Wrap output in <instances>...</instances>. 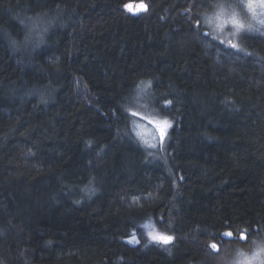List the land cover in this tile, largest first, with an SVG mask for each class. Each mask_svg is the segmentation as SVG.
<instances>
[{
  "label": "trees",
  "instance_id": "1",
  "mask_svg": "<svg viewBox=\"0 0 264 264\" xmlns=\"http://www.w3.org/2000/svg\"><path fill=\"white\" fill-rule=\"evenodd\" d=\"M227 1L0 0V264H214L264 233V33L216 36Z\"/></svg>",
  "mask_w": 264,
  "mask_h": 264
},
{
  "label": "rangeland",
  "instance_id": "2",
  "mask_svg": "<svg viewBox=\"0 0 264 264\" xmlns=\"http://www.w3.org/2000/svg\"><path fill=\"white\" fill-rule=\"evenodd\" d=\"M125 10L138 13L144 9L142 2H129L125 5ZM204 19L210 30L220 39L232 41L236 36L247 32L264 33V0H235L227 1V7L219 9L213 14L206 13ZM235 19L236 23L232 20ZM208 28V27H207ZM137 102H141L150 107V93L148 90L140 91ZM135 93V97L137 96ZM149 103L150 105L146 104ZM146 107L134 108L132 115V128L141 142L152 147H162L166 141L167 130L171 124L169 119L161 117L156 110ZM164 134L161 136V129ZM156 145V146H155ZM147 235L155 241L160 237L156 229L146 231ZM155 237V238H154ZM264 237L261 233L259 238ZM258 238V239H259Z\"/></svg>",
  "mask_w": 264,
  "mask_h": 264
},
{
  "label": "clouds",
  "instance_id": "3",
  "mask_svg": "<svg viewBox=\"0 0 264 264\" xmlns=\"http://www.w3.org/2000/svg\"><path fill=\"white\" fill-rule=\"evenodd\" d=\"M64 21L57 19L54 25L49 27V31L54 27H63ZM224 259L217 258L214 264H264V237L251 239L247 243L232 246L227 254L222 253Z\"/></svg>",
  "mask_w": 264,
  "mask_h": 264
},
{
  "label": "snow or ice",
  "instance_id": "4",
  "mask_svg": "<svg viewBox=\"0 0 264 264\" xmlns=\"http://www.w3.org/2000/svg\"><path fill=\"white\" fill-rule=\"evenodd\" d=\"M232 22H233V23H236L235 19H233ZM37 27H38V23H37V22H34V23L32 24V27H31L30 31H31V30H35ZM13 43H15V41H13ZM232 47H235V45H232ZM163 134H164V129L162 128V129H161V136H162ZM228 235L231 236V233H228ZM154 238H155V237H154ZM240 238H241V239H245V240L247 239V237H246L244 234H241V237H240ZM159 239H161L162 241H164L165 243H167L168 241L171 240V237H169V236H161V237H159ZM212 247L215 249V248H216V245L213 244ZM220 259L222 260V259H224V257L221 256Z\"/></svg>",
  "mask_w": 264,
  "mask_h": 264
}]
</instances>
